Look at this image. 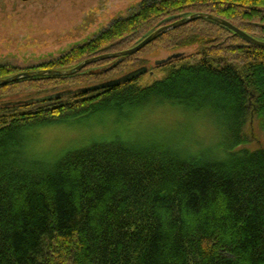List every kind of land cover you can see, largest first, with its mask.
I'll return each mask as SVG.
<instances>
[{
	"label": "trees",
	"instance_id": "trees-1",
	"mask_svg": "<svg viewBox=\"0 0 264 264\" xmlns=\"http://www.w3.org/2000/svg\"><path fill=\"white\" fill-rule=\"evenodd\" d=\"M137 9L54 60L0 66V79L129 49L194 13L264 41V0H144ZM153 43L178 54L149 69L161 78L82 91L137 69ZM149 45L116 65L0 87V264H264V144L252 133L253 123L264 132V47L208 19ZM148 104L189 116L198 135L191 125L180 137L131 143L117 133L53 161L27 152L44 127L107 112L113 124L129 122Z\"/></svg>",
	"mask_w": 264,
	"mask_h": 264
},
{
	"label": "rangeland",
	"instance_id": "rangeland-1",
	"mask_svg": "<svg viewBox=\"0 0 264 264\" xmlns=\"http://www.w3.org/2000/svg\"><path fill=\"white\" fill-rule=\"evenodd\" d=\"M142 1L144 0H0V66L27 70L54 60L93 39L115 20L132 15ZM172 53L173 50H167L160 43H153L136 55L143 63H136L132 68L143 65L149 71L156 60ZM154 72L156 76L153 72L151 76L148 72L142 75L139 84L146 85L163 76L161 69ZM150 106L148 104L134 113L129 122L113 124L115 118L107 112L88 120H83V116L79 119L74 117L63 120L60 124L44 127L36 134L27 152L53 161L64 151L117 133L131 143L175 135L180 137L184 134L182 128L191 125L195 128L193 137L198 135V123L192 122L189 116H177L168 109L155 110ZM253 132L258 144H264V132L260 134L254 123Z\"/></svg>",
	"mask_w": 264,
	"mask_h": 264
},
{
	"label": "water",
	"instance_id": "water-1",
	"mask_svg": "<svg viewBox=\"0 0 264 264\" xmlns=\"http://www.w3.org/2000/svg\"><path fill=\"white\" fill-rule=\"evenodd\" d=\"M23 1H29V0H23ZM198 19L212 20L216 23H219V24L229 28L234 33H236L237 35L242 37L249 44L255 45L258 47H264V41H260L258 39H255L254 37L250 36L249 34L245 33L244 31L240 30L239 28H237L236 26H234L230 22H228V21H226L220 17L214 16L211 14H207V13H194V14L188 15L182 19H179L173 23L159 27L158 29L151 32L148 36H146L137 45H135L129 49L118 51V52L106 53V54L98 55L96 57H91V58H88V59L80 62L78 65H76L72 68H69V69H63V70L47 69V70H34V71L20 72V73L12 75L10 77H7V78H1L0 79V87L8 85V84L13 83V82L20 81V80L30 79V78H35V77H67V76H72L76 73H79L83 68H85L86 66H88L90 64L100 62L103 60H107V59H116L117 60L115 63V65H116L117 63L121 62L124 57L138 53L144 47H146L147 45H149L150 43H152L153 41H155L157 38L161 37L162 35L166 34L167 32H169L173 29H176L178 27H181L183 25H186L192 21L198 20ZM176 57H178V54L170 55L167 57V59L165 61L171 60L172 58H176ZM147 72H148V68L146 66H141L137 69H134V70L126 73L125 75H123L119 78L104 81V82L99 83L97 85L84 88L82 91L83 92H89V91H97V90H103V89H107L110 87H114V86H117L121 83H126V82L133 80V79L141 77L142 75H145ZM152 74H153L152 72H149L150 76ZM60 95L61 94L47 95V96H43V97L30 99V100H27L25 102L45 101V100H50V99L55 98V97H59ZM11 104H14V102H12Z\"/></svg>",
	"mask_w": 264,
	"mask_h": 264
}]
</instances>
